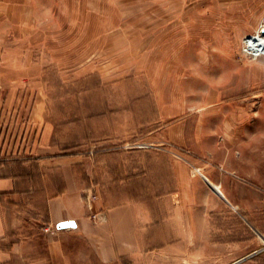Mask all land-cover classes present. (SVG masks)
Returning <instances> with one entry per match:
<instances>
[{"label": "rangeland", "instance_id": "374dc122", "mask_svg": "<svg viewBox=\"0 0 264 264\" xmlns=\"http://www.w3.org/2000/svg\"><path fill=\"white\" fill-rule=\"evenodd\" d=\"M22 1L25 12L7 26V48L21 52L7 64L29 71L14 92L16 105L0 104V165L80 159L72 167L83 175L90 163L88 208L105 172L142 180L153 163L157 177L169 172L164 162L185 165L204 191V179L211 181L203 167L246 169L249 175L235 179L264 196V55L245 43L264 25L263 8L249 0H236L235 9L226 0L220 9L214 0ZM19 75L7 72V82ZM36 100L44 101L37 123ZM192 199L187 223L181 217L170 227L173 245L184 241L188 249L173 248L165 264H225L248 255L239 264H264V205L250 203L246 212L221 198L223 206L205 201L201 211Z\"/></svg>", "mask_w": 264, "mask_h": 264}, {"label": "crops", "instance_id": "0c3cea01", "mask_svg": "<svg viewBox=\"0 0 264 264\" xmlns=\"http://www.w3.org/2000/svg\"><path fill=\"white\" fill-rule=\"evenodd\" d=\"M214 2L220 9V0ZM249 2L264 9V0ZM226 3L228 9L236 8V0ZM25 9L22 0H0V104L6 107L16 105L14 92L26 81L22 75L29 71L24 65L7 64L8 57L16 59L21 52L7 48V26L10 18L20 16ZM7 72H19L20 77L7 82ZM43 115L44 101L36 100L33 122H39ZM227 159H235L233 153L229 152ZM80 161L22 157L0 165V264H165V256L173 248L188 249L184 241L173 245L175 234L170 227L181 225V217L187 223L192 215L189 198H196L194 210L201 211L205 201L222 205L221 198L246 212L250 203L264 205V196L252 195L235 179V174L249 175L246 169L229 164L223 172L203 167L201 174L211 181L207 183L203 178L210 190L204 191V183L190 175L185 165L164 162L161 166L169 172L157 177L153 163L142 180H113L105 172L98 179L104 187L93 208H88L83 192L90 185L92 166L85 162L83 176L72 167ZM209 183L219 185L223 197ZM164 201L168 203L161 206ZM173 215L178 216L176 221L171 219ZM65 221L75 226L58 227ZM197 244L204 248V242ZM248 256H234L225 264H239Z\"/></svg>", "mask_w": 264, "mask_h": 264}, {"label": "bare ground", "instance_id": "6f19581e", "mask_svg": "<svg viewBox=\"0 0 264 264\" xmlns=\"http://www.w3.org/2000/svg\"><path fill=\"white\" fill-rule=\"evenodd\" d=\"M263 27L261 28V30L257 35L250 36L245 39L247 49L251 50L256 55H260L264 53V34L262 33ZM214 188L216 187L214 186Z\"/></svg>", "mask_w": 264, "mask_h": 264}, {"label": "water", "instance_id": "95a60500", "mask_svg": "<svg viewBox=\"0 0 264 264\" xmlns=\"http://www.w3.org/2000/svg\"><path fill=\"white\" fill-rule=\"evenodd\" d=\"M262 33L264 34V27L262 29ZM70 226H75V223L72 221H65V222H62L58 225V227H60V228H67Z\"/></svg>", "mask_w": 264, "mask_h": 264}, {"label": "built area", "instance_id": "2783aa9c", "mask_svg": "<svg viewBox=\"0 0 264 264\" xmlns=\"http://www.w3.org/2000/svg\"><path fill=\"white\" fill-rule=\"evenodd\" d=\"M263 27V26H262ZM261 55H264V54H261Z\"/></svg>", "mask_w": 264, "mask_h": 264}, {"label": "trees", "instance_id": "16d2710c", "mask_svg": "<svg viewBox=\"0 0 264 264\" xmlns=\"http://www.w3.org/2000/svg\"><path fill=\"white\" fill-rule=\"evenodd\" d=\"M5 162V161H4Z\"/></svg>", "mask_w": 264, "mask_h": 264}]
</instances>
